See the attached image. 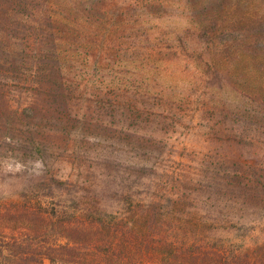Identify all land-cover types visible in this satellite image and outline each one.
<instances>
[{
    "label": "rangeland",
    "instance_id": "rangeland-1",
    "mask_svg": "<svg viewBox=\"0 0 264 264\" xmlns=\"http://www.w3.org/2000/svg\"><path fill=\"white\" fill-rule=\"evenodd\" d=\"M54 2L80 88H36L32 51L21 53L22 73L0 63V203L43 202L50 213L75 210L80 194L155 203L263 264L264 0ZM14 21L4 29L17 48L34 45V21ZM124 97L142 111L126 110Z\"/></svg>",
    "mask_w": 264,
    "mask_h": 264
},
{
    "label": "trees",
    "instance_id": "trees-1",
    "mask_svg": "<svg viewBox=\"0 0 264 264\" xmlns=\"http://www.w3.org/2000/svg\"><path fill=\"white\" fill-rule=\"evenodd\" d=\"M54 1L0 0V63L2 72L22 73L23 67L30 66L22 54L34 52L36 88L66 97L77 92L80 85L71 78L76 69L65 62L61 40L54 30ZM18 19L34 21L38 32L34 45L19 49L14 37L6 33L4 25ZM212 23L219 25L220 20L214 18ZM9 53L19 55L13 62L2 59ZM208 66L220 84L228 80L227 73L212 62ZM124 98L129 102L126 110L142 111L138 101ZM51 180L67 183L55 177ZM78 198L80 204L75 210L66 207L53 213L44 209L43 202H39V207L0 203V214L4 216L0 224L8 226L0 254L7 264L15 259L28 264L30 258L39 264L45 260L49 264H261L228 244L214 243L203 235L202 223L184 215L174 218L176 213L166 214L162 205L143 201L109 205L83 194Z\"/></svg>",
    "mask_w": 264,
    "mask_h": 264
}]
</instances>
